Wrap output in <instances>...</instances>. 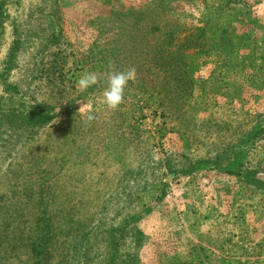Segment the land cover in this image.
<instances>
[{
  "label": "rangeland",
  "instance_id": "rangeland-1",
  "mask_svg": "<svg viewBox=\"0 0 264 264\" xmlns=\"http://www.w3.org/2000/svg\"><path fill=\"white\" fill-rule=\"evenodd\" d=\"M109 197L143 211L116 264H264V0H0V264H107Z\"/></svg>",
  "mask_w": 264,
  "mask_h": 264
},
{
  "label": "trees",
  "instance_id": "trees-1",
  "mask_svg": "<svg viewBox=\"0 0 264 264\" xmlns=\"http://www.w3.org/2000/svg\"><path fill=\"white\" fill-rule=\"evenodd\" d=\"M43 108H44L43 105L39 106V112H42ZM32 161L33 159L31 160V166L29 168L30 173L33 176L34 175L39 176V180H40V176L42 175L46 176L48 174V172H46L44 169L43 171H41V169L39 168V166L43 162V157L40 156L36 158L34 163ZM42 181L44 183H47L44 180ZM25 193L28 196H31V197L35 196L37 198L40 215L42 216L46 215V207L50 205V201H51L53 204L54 203L57 204L55 208L51 210V213L53 214V216L54 217H59L60 215L64 216L63 213L65 211L67 201L65 200V201H62L61 203H58L57 201L58 196H50L51 193H56L53 187H49L48 189V187L45 186L44 184H40L39 186H37V188H34L33 185L31 187L26 186ZM66 197H68V195H66ZM70 201H72V199H70ZM130 202H132V200H126V203L124 202V204L126 205L120 206L117 198L109 197L108 202L104 206L106 214L100 218L99 223L95 226L98 228L101 225H103L106 219H110V223H109L110 227H106L105 229L106 233H109V232L111 233L110 237L108 238L107 245L105 246L106 259H104V262L107 264H116V261L118 258L117 256L120 253L119 252L120 247L118 245V242L120 240L123 243L122 247L124 246V244H129L126 242H130V244H132L134 248H135L134 244H137L135 243L137 241V238L135 235H137L138 233L135 231L134 224L140 219V212H143V211H139V214L136 215V217L132 216V214H134L132 213L133 212L132 210L126 211L125 215L122 217V220L118 222V227L117 228L113 227V225L117 222L118 214L120 212L125 211L124 209L128 207V204ZM144 206L145 204L142 205L141 207L143 208ZM113 211H115L117 214L113 215L112 214ZM108 214H111V216L107 217ZM65 220L67 221H64V224L68 225L70 230H73V232H79L81 234V236L76 235L74 237L75 244L73 245V248H67L68 256H71L72 259H75L80 255V252L82 249L89 248L88 246L90 245L86 244L85 236L82 235L84 231V228H81L82 225L80 223L74 222L72 215L70 217H67V219ZM111 223L113 225H111ZM78 239H79V242H78ZM127 249H130V248H127Z\"/></svg>",
  "mask_w": 264,
  "mask_h": 264
},
{
  "label": "clouds",
  "instance_id": "clouds-1",
  "mask_svg": "<svg viewBox=\"0 0 264 264\" xmlns=\"http://www.w3.org/2000/svg\"><path fill=\"white\" fill-rule=\"evenodd\" d=\"M110 67H112L110 65ZM136 78L135 67L127 71H110L107 76V87L103 91V100L108 109L116 110L124 102L125 89L130 81ZM98 83V75L95 72H85L77 80V87L80 90L88 88ZM87 121L95 119V115L89 111L86 115Z\"/></svg>",
  "mask_w": 264,
  "mask_h": 264
}]
</instances>
